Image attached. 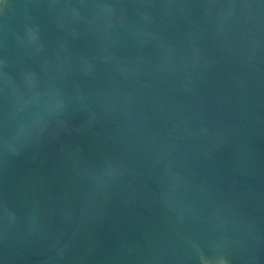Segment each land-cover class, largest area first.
Masks as SVG:
<instances>
[{"label":"water","instance_id":"1","mask_svg":"<svg viewBox=\"0 0 264 264\" xmlns=\"http://www.w3.org/2000/svg\"><path fill=\"white\" fill-rule=\"evenodd\" d=\"M0 264H264V0H0Z\"/></svg>","mask_w":264,"mask_h":264}]
</instances>
